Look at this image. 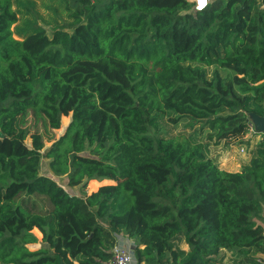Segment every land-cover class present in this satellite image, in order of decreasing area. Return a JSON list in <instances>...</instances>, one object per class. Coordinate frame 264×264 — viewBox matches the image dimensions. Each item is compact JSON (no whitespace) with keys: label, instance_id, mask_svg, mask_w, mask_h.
Here are the masks:
<instances>
[{"label":"trees","instance_id":"obj_1","mask_svg":"<svg viewBox=\"0 0 264 264\" xmlns=\"http://www.w3.org/2000/svg\"><path fill=\"white\" fill-rule=\"evenodd\" d=\"M250 112L264 116V0L202 11L188 0H0V264H111L119 234L138 264H218L222 251L264 264V135ZM68 116L45 149L38 125L58 130ZM163 119L208 142L260 140L228 172L206 144L160 136ZM43 159L69 187L116 185L72 194L41 173Z\"/></svg>","mask_w":264,"mask_h":264},{"label":"rangeland","instance_id":"obj_2","mask_svg":"<svg viewBox=\"0 0 264 264\" xmlns=\"http://www.w3.org/2000/svg\"><path fill=\"white\" fill-rule=\"evenodd\" d=\"M43 11V10H42ZM49 30V29H48ZM50 31V30H49ZM209 76L212 74L215 67H205ZM71 121V116L62 117L61 120V128L58 130H51L49 128H43L41 124L38 125V130L42 134V138L44 141L45 149L49 148L56 139H58L68 126ZM31 123L30 119L28 121V125ZM35 128H31V133L34 132ZM195 130L188 127L187 122H181L177 126H173L169 124L166 119H163L160 122V133L159 135L165 138H176L178 135H186L192 141H198L201 143L206 144V155L208 158L212 159L220 169L228 171V172H235L240 171L241 168L247 163V161L253 156V151L256 148L257 143L259 142L260 138L253 135H247L246 137H251L250 145L239 144V143H232L227 145L225 142L215 143V142H208L206 139V134H197L194 133ZM154 132L151 131V134ZM54 139V140H52ZM52 140V141H49ZM25 143L31 148L32 147V139L29 136ZM90 148L85 147L82 150V153L87 154L89 153ZM41 173L46 174L54 178L61 186L67 189L70 193L84 196L85 194H98L100 192H109V190L102 191V188L108 186L116 185L115 182L108 180V179H95L88 183L86 188L82 186L78 187H69L67 185V177L66 175H58L55 174L48 165V160L43 159L41 164ZM93 182L98 183L97 186H93ZM104 182V183H103ZM264 223V209L262 211ZM258 222V221H257ZM32 233L37 237L38 242L36 244L30 245L31 249H37L41 247L42 244V234L39 230L34 229ZM118 237V244L123 247L124 249L132 251L135 243L133 240L127 238L124 234H119ZM174 248L179 250L187 251L188 247L184 244L182 239L175 240L173 242ZM240 257H238L233 252L222 251L221 256L219 257L218 264H242L240 261Z\"/></svg>","mask_w":264,"mask_h":264},{"label":"built area","instance_id":"obj_3","mask_svg":"<svg viewBox=\"0 0 264 264\" xmlns=\"http://www.w3.org/2000/svg\"><path fill=\"white\" fill-rule=\"evenodd\" d=\"M192 3L195 11H202L215 0H207V3L201 6L202 0H188ZM252 127V126H251ZM111 264H138L132 251L124 249L119 244L113 249V258Z\"/></svg>","mask_w":264,"mask_h":264},{"label":"water","instance_id":"obj_4","mask_svg":"<svg viewBox=\"0 0 264 264\" xmlns=\"http://www.w3.org/2000/svg\"><path fill=\"white\" fill-rule=\"evenodd\" d=\"M247 121L255 132L264 135V116L250 112L247 114Z\"/></svg>","mask_w":264,"mask_h":264},{"label":"clouds","instance_id":"obj_5","mask_svg":"<svg viewBox=\"0 0 264 264\" xmlns=\"http://www.w3.org/2000/svg\"><path fill=\"white\" fill-rule=\"evenodd\" d=\"M207 3V0H202V4H201V6H203L204 4H206Z\"/></svg>","mask_w":264,"mask_h":264}]
</instances>
